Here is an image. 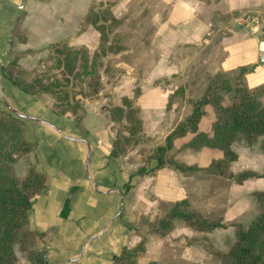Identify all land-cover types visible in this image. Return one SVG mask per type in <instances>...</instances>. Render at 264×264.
I'll list each match as a JSON object with an SVG mask.
<instances>
[{"label":"crops","instance_id":"obj_1","mask_svg":"<svg viewBox=\"0 0 264 264\" xmlns=\"http://www.w3.org/2000/svg\"><path fill=\"white\" fill-rule=\"evenodd\" d=\"M90 1L0 0V110L16 111L31 117L23 118L14 113L22 118L25 135L34 143L32 150L15 162V170H19L22 176L30 163L38 172L48 175L47 187L33 197L27 212L29 228L44 234L40 246L45 249L48 262L118 264L114 256L124 245L131 246L137 241L135 229L147 231L146 227L137 225L138 218L143 214H150L151 218L161 214L164 206L183 197H187L193 207L208 218L221 217L227 222L248 224L252 218L245 222L244 196H249L255 208L251 192L258 190L256 186L264 188V178L250 177L242 184H235L213 175L184 176L170 166L154 168L155 160H151L144 174L140 175L138 169L142 163L139 155H135L136 150L119 156L110 154L116 130L106 109L109 103L107 95L82 100L84 116L77 123L70 114L53 113L49 108L50 98L26 94L4 77L2 67L11 59L12 51H25L19 63L30 69L46 54V47L52 42L67 38L72 44L89 46L84 40L88 33L98 40V33L92 27L77 34ZM140 1H144L148 8L152 6L148 4L150 0ZM155 5V8L159 7L156 11L159 17L155 26L156 39L171 42L168 49L175 52L191 48L195 51L192 59L200 61L209 74L218 68L232 70L246 65L250 67L246 74L249 86L264 82V58L261 61L258 59L259 43L264 41V0H155ZM246 7L258 8L262 12L263 30L260 36L249 35L238 27L237 13ZM19 15L23 17L21 26L27 35L24 43L11 42L10 37ZM179 59L174 58L168 63L163 57H158L156 65L170 64L172 74L177 73L182 63ZM119 88L117 92H112L113 101L117 104L118 96H130L132 90L119 91ZM162 95L153 84L149 90L142 89L139 102L143 129L147 135L159 137L158 126L162 123L167 102V94ZM158 96H161L160 107L154 103ZM145 108L151 112L155 127L148 128L144 118ZM199 129L202 130L200 125ZM177 142L175 140L174 144L177 145ZM235 143L232 148L237 152L238 159L231 163L230 169L241 158ZM244 144L243 155L251 157L255 154L262 162L259 168L250 169L262 171L264 150L259 143L257 147ZM198 153L199 158L193 160L184 156L178 158L180 153L176 157L187 163L206 164L220 156L219 150L208 147ZM189 156L193 157L192 154ZM239 170L231 169L233 172ZM249 185L251 188L247 193L250 195L243 194L242 188ZM66 200L68 211L66 216H62ZM174 225V229L164 237L147 235L146 250L138 264H146L150 260L161 263L191 261L184 257L190 255L194 245L188 239L197 234L207 236L218 250H226L233 240H227L229 243L225 244L222 237L227 230L233 237V226L198 232L180 219H176ZM211 232L218 234L216 243L208 236Z\"/></svg>","mask_w":264,"mask_h":264},{"label":"trees","instance_id":"obj_2","mask_svg":"<svg viewBox=\"0 0 264 264\" xmlns=\"http://www.w3.org/2000/svg\"><path fill=\"white\" fill-rule=\"evenodd\" d=\"M116 0L90 1L83 15L77 34L92 27L98 33L97 45L91 49L85 44H72L67 38L50 43L46 54L37 66L24 68L19 57L25 51H12L11 59L2 67L4 77L13 85L20 87L26 94L50 98L49 108L58 115L70 114L80 123L84 116L81 101L99 97L103 88V58L125 49L122 44L124 33L114 31L121 23L111 7ZM22 16H18L11 29V42H26L27 35L22 30ZM250 67L241 65L232 70L218 68L208 74L202 91L193 96L195 80L179 84L167 95L165 109L172 108L173 102L189 107L162 140L154 142L153 137L143 130V118L139 98L141 87L136 85L131 95H122L120 103H108L109 119L116 124L117 132L112 142L110 154L119 156L136 150L142 163L138 174L145 172L151 160L156 161L154 168L173 167L184 176L196 174L213 175L242 184L250 177L264 178V169L258 171L245 168L233 172L232 162L238 159L232 148L238 139L247 144L264 138V82L249 86L246 74ZM176 74H173L175 76ZM157 83L159 80H154ZM179 96V99H174ZM227 96V97H226ZM213 111L209 131L199 129V123L206 114L205 106ZM190 135L179 148L174 141ZM34 146L25 135L23 120L9 111L0 110V264H24L18 254L28 264H51L46 251L40 246L44 234L29 228L27 212L33 197L49 183L48 175L40 173L33 164H28L25 172L18 177L15 162L29 153ZM204 147L220 151V156L206 164L187 163L179 160L177 152L190 148L199 150ZM264 150V139L261 141ZM73 189H71L72 191ZM251 196L256 203V214L244 225L241 222H227L223 218H208L195 209L187 197L174 200L162 214H143L138 218L139 225H146L148 233L164 237L174 229V221L181 219L186 226L209 232L218 227H234V237L226 250L211 246L210 253L219 264H264V191L254 190ZM68 200L65 201L61 215L66 216ZM137 241L124 245L114 260L118 264H137L145 252L147 233L135 230ZM196 240L195 238L193 239ZM188 239V242H193ZM146 264H164L150 260ZM170 264H201L195 261H182Z\"/></svg>","mask_w":264,"mask_h":264},{"label":"rangeland","instance_id":"obj_3","mask_svg":"<svg viewBox=\"0 0 264 264\" xmlns=\"http://www.w3.org/2000/svg\"><path fill=\"white\" fill-rule=\"evenodd\" d=\"M93 1L95 4L99 3L100 1H102L103 3L107 2V0H93ZM148 4H152V6L148 8L146 6V3L140 0H116L115 4L111 7L112 13L116 17L121 19V23L115 28L114 31L124 33L125 36L122 39V44L124 45L125 49L116 54L108 53L103 58L104 61V67L102 68L103 88L101 89L99 96L107 95L109 97L110 103H114L112 92L113 91L117 92V89L119 87H120L119 89H121L119 91H130V89H133L136 85H139L141 87V92H142L143 88H145V90H149V88H152V84H153V86L157 87L163 95L164 94L168 95L172 93L173 90L179 84L188 83L190 79L195 80V84L193 86V96H197L202 91L206 82V77L210 73L207 70L205 71L200 61L192 59V57L195 54V51H192L191 48H187L183 50L178 49L175 52H173V50L168 49L171 46V42L168 43L167 41L164 40L160 41L156 39L157 37L155 33V26L157 24V21L159 20V17L156 16V11L157 9H159V7L155 8L156 7L155 0H150ZM247 11H251L253 13L258 14L259 19L262 22V12L258 8H250V7L243 8L237 13L236 18L238 19V17L242 13H245ZM84 40L89 45L88 47L92 51L93 47H95L97 44V37L88 33L84 37ZM158 57L159 58L163 57L165 61L168 63H170L174 58L176 59L180 58L179 60H181L182 63L179 66V71L177 73H173L176 74L175 76H173L172 72L170 71L171 70L170 64L169 66H167L166 64L164 66L156 65V60ZM156 79H158L159 81L157 83H154L155 82L154 80ZM146 93L148 94V91ZM118 98L120 103L121 96H118ZM160 98L161 96L160 97L158 96L157 98L154 99V103L158 107H160L159 106L160 105L159 101H161ZM179 98L180 97L177 96L174 99H179ZM262 98L261 101L264 103V98L263 100ZM143 104L144 106L148 107L146 101H143ZM205 110H206V114L202 117L199 125L202 130L209 131L211 122L213 120V111L209 105L205 106ZM145 111L146 112L144 113V118L147 120L146 124L148 128L155 127V123L152 122L151 112H149L147 108H145ZM165 111H166L165 114H163V116L161 117L162 123L161 125L158 126L157 134L159 135V137L157 135L155 136L149 135L153 137L154 142L155 140L156 141L162 140L163 137L165 136L164 135L165 131L168 130L169 127L176 122V120L180 119L185 114H187L189 111V107L185 105L180 106L179 101L176 100L175 102H173L172 108ZM152 114L157 115V112H153ZM114 126L117 132L118 126L116 124H114ZM189 137L190 135L176 139L178 140L177 142L178 144L177 145L174 144L175 148H179L182 145V143L185 142ZM263 139H264L263 137H259L258 140L255 143H253L254 146L257 147L258 146L257 143L261 145V141ZM235 146L237 150L241 152V158L237 162V164L235 163H234L235 165L232 164V168H231L232 170H239V168L241 167L242 168L260 167L262 162L258 161V158L255 157V154L252 155L251 157L248 156L245 157L243 155L244 151L242 148L246 147L244 144V140L242 141L241 139H238L235 143ZM186 149H182L177 152V154L180 153V156L178 158L181 159L183 158V156L191 160L199 158V153L197 155V152L200 149L199 150H194L190 148H186ZM133 151H135V149L130 152ZM189 154H192L193 157H190ZM135 155L138 156L137 153ZM16 174L18 177H21L19 170L16 171ZM198 175H204V174H196L193 176H198ZM249 188H251V185L244 186V188H242L243 194H248L247 192L248 190H250ZM255 188L264 191L263 187L256 186ZM251 199L255 205V208L251 205L249 196H244L245 214H246L244 215L245 222H249L248 221L249 218L250 217L253 218L256 214V203L252 197ZM168 206L163 207L162 209L163 213L167 210ZM137 225L139 224L137 223ZM141 226L147 228L146 225H141ZM136 229L140 231V229L138 228ZM141 231L143 233L147 232V235L151 234L148 233V228L147 231H143V230ZM198 232H204V231H198ZM208 236L210 240H212L213 242H215V240L218 238V234L215 232H211V234ZM222 237L223 239H225V244H227L229 243V241L227 240H231L234 237V235L232 237L230 230H227V232H225V234ZM194 238L196 239L195 241L193 240ZM189 239L193 240L194 245L191 248V252L189 253L190 255L187 257L184 256L182 257L190 258L191 261L200 262L201 264H219L209 251L210 250L209 246L213 248L215 247L211 245V243L207 239V236H200V234H197L193 237H190ZM219 244L220 243H218V246H220ZM18 257L20 262L24 264H28V262L24 259L22 255L18 254ZM138 260H137V264H138ZM182 261H188V260H179L177 262H182ZM171 263H176V262H171ZM164 264H170V263H164Z\"/></svg>","mask_w":264,"mask_h":264},{"label":"built area","instance_id":"obj_4","mask_svg":"<svg viewBox=\"0 0 264 264\" xmlns=\"http://www.w3.org/2000/svg\"><path fill=\"white\" fill-rule=\"evenodd\" d=\"M238 27L252 36H260L262 34L263 25L258 14L251 11L242 13L237 19Z\"/></svg>","mask_w":264,"mask_h":264},{"label":"water","instance_id":"obj_5","mask_svg":"<svg viewBox=\"0 0 264 264\" xmlns=\"http://www.w3.org/2000/svg\"><path fill=\"white\" fill-rule=\"evenodd\" d=\"M263 58H264V41H261L259 43V56H258V59L261 61V60H263ZM13 112L18 114L19 116H21L23 118H31L28 115L20 114V113H17L16 111H13Z\"/></svg>","mask_w":264,"mask_h":264}]
</instances>
